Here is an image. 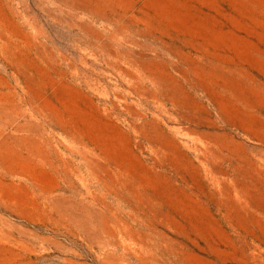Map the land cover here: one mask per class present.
Segmentation results:
<instances>
[{
  "label": "rangeland",
  "instance_id": "374dc122",
  "mask_svg": "<svg viewBox=\"0 0 264 264\" xmlns=\"http://www.w3.org/2000/svg\"><path fill=\"white\" fill-rule=\"evenodd\" d=\"M0 264H264V0H0Z\"/></svg>",
  "mask_w": 264,
  "mask_h": 264
}]
</instances>
